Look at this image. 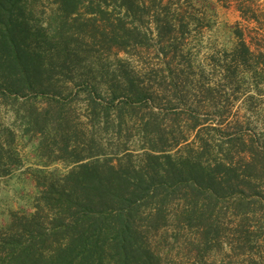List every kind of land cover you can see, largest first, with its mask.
I'll list each match as a JSON object with an SVG mask.
<instances>
[{"label":"trees","instance_id":"16d2710c","mask_svg":"<svg viewBox=\"0 0 264 264\" xmlns=\"http://www.w3.org/2000/svg\"><path fill=\"white\" fill-rule=\"evenodd\" d=\"M45 1L50 10L44 0H0V99L6 103L24 98L25 131L48 134L62 104L56 99L62 87L55 73L62 76L61 71L74 66L70 64L75 58L69 56L77 57V51L123 52L127 64L137 61L140 70L122 76L124 84L110 85L105 102L96 88H86V117L90 122L105 117L107 123L113 108L120 129L124 115L137 116L146 108L140 116L144 164L116 165L112 158L99 159L104 144L90 143L91 137L80 144L73 128L59 146L49 148L47 156L48 161L68 159L72 168L61 177L36 180L40 190L35 211L29 216L14 214L0 231V264H163V256L150 244V234L168 226L174 206L179 207L178 225L201 227L205 242L220 243L213 215L227 210L243 220L256 203L254 193L263 190L264 197V146L250 135L244 140L235 126L238 129L225 134L211 153L195 116L190 115L193 141L168 133L163 117L158 119L167 112L180 114L159 91L164 68L171 72L170 82L181 78L176 71L185 73L172 71V63L190 32L191 1ZM218 1H231L245 25H235L237 44L213 66L212 75L220 74L226 82L235 80L239 70L258 76L264 70V11L257 0ZM152 48L158 60L150 59V66ZM47 53L58 62L45 59ZM38 95H50L46 106L36 105ZM194 143L197 148H188ZM128 150L124 144L123 151ZM182 150L187 152L172 155ZM15 161L0 142V176L8 174ZM234 227L238 244H230V250L245 253L253 231H242L241 223ZM166 238L164 233L162 239Z\"/></svg>","mask_w":264,"mask_h":264},{"label":"rangeland","instance_id":"374dc122","mask_svg":"<svg viewBox=\"0 0 264 264\" xmlns=\"http://www.w3.org/2000/svg\"><path fill=\"white\" fill-rule=\"evenodd\" d=\"M190 1L194 8L190 32L174 54L172 63V71L184 69L185 73L182 75L176 71L181 78L173 82H170L171 72L166 71V68L165 79L158 76L163 80V90L159 91V95L171 100L179 108L180 114L167 112L166 118L165 115H159L158 119L163 117L162 124L168 133L184 135L188 141H193L195 131L190 129V124L193 120L191 116H195L202 123L200 137L210 142L208 150L211 153L225 134L238 129L235 126L240 128L244 140L250 135L264 146V70L255 77L249 70H239L231 82L224 81L220 74L212 75L213 66L237 44L233 33L235 25L243 28L245 22L231 1L226 4L218 0ZM44 2L46 10H50V2ZM257 4L264 11V0H257ZM77 52V57L69 56V59L75 58L74 63L70 64L74 66L61 71L62 76L55 73L60 78L58 85L62 87V95L56 99L62 104L52 117L55 128L48 130V134L25 131L24 98H18L17 102L8 99L6 103L0 99V142L15 156V162L18 161L8 174L0 176V231H4L14 214L29 216L35 211V199L40 190L36 186L37 179L61 177L72 168L68 159L48 161L47 156L49 148L59 146L60 140L73 128L78 133L80 144L87 143L90 137L93 140L90 143L104 144V155H100L99 159L112 158L116 165L144 164L145 150L141 147L145 140L141 133L140 116L146 113V108L138 112L137 116L124 115L120 129L113 108L107 123L105 117L95 122L88 121L86 117V88H96L101 94L100 100L105 102L109 86L124 84L122 76L133 69L140 70L139 63L132 61L127 64L128 56L123 52L108 55L91 51ZM149 54V62L150 59L152 63L157 62L153 48ZM45 59L58 62L56 56L52 57L50 53ZM147 83L153 82L145 81ZM204 85L210 86L211 90L206 91ZM48 99L50 95H38L36 105L44 107ZM124 144L129 148L126 152L123 151ZM191 146L188 148H197L195 143ZM186 152L172 151V155ZM259 192L254 193L256 203L252 204V212L245 219L239 221L227 210H223L225 213L218 211L220 215H213L212 221L219 224L221 244L214 240L205 242L201 227L178 225V206H174L176 212L170 210L168 226L157 234H150V244L163 256V264H264V197L263 190ZM230 200L231 197L226 202ZM240 223L241 230L245 228L253 231L254 237L243 249L245 253L238 249L237 254H234L230 244L237 243L234 234H239L234 231V226ZM164 233L166 241L162 239ZM241 246H244L242 241Z\"/></svg>","mask_w":264,"mask_h":264}]
</instances>
